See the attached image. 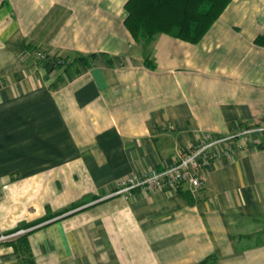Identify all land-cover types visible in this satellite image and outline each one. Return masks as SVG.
<instances>
[{"label": "crops", "instance_id": "crops-1", "mask_svg": "<svg viewBox=\"0 0 264 264\" xmlns=\"http://www.w3.org/2000/svg\"><path fill=\"white\" fill-rule=\"evenodd\" d=\"M125 3L0 0V235L22 232L0 264L23 236L34 264H264L263 141L211 161L194 197L106 198L202 132L264 126V0H230L196 45L155 37L151 66Z\"/></svg>", "mask_w": 264, "mask_h": 264}, {"label": "trees", "instance_id": "trees-1", "mask_svg": "<svg viewBox=\"0 0 264 264\" xmlns=\"http://www.w3.org/2000/svg\"><path fill=\"white\" fill-rule=\"evenodd\" d=\"M230 0H126L124 28L145 49L158 35L198 44L224 12ZM255 43L264 45V36ZM144 49V50H145ZM144 64L150 66L145 56ZM21 264H34L26 238L16 240ZM212 257L202 264H208Z\"/></svg>", "mask_w": 264, "mask_h": 264}, {"label": "built area", "instance_id": "built-area-1", "mask_svg": "<svg viewBox=\"0 0 264 264\" xmlns=\"http://www.w3.org/2000/svg\"><path fill=\"white\" fill-rule=\"evenodd\" d=\"M35 57L38 60L44 59L40 52H35ZM262 136L264 126L245 127L224 136L202 134L192 146L180 151L170 164L120 180L106 198L121 196L128 200L135 191L141 194L173 191L184 184L188 185L189 194L194 197L201 187L202 173L211 161L228 158L233 152L245 149L255 140L261 141ZM20 234V231L1 234L0 244Z\"/></svg>", "mask_w": 264, "mask_h": 264}, {"label": "rangeland", "instance_id": "rangeland-1", "mask_svg": "<svg viewBox=\"0 0 264 264\" xmlns=\"http://www.w3.org/2000/svg\"><path fill=\"white\" fill-rule=\"evenodd\" d=\"M158 36H160V35H158ZM157 37V36H156ZM154 40H156V39H154ZM153 40V41H154ZM152 43V42H151ZM151 43L146 47V50H144V52H145V55L147 54V49H151ZM137 44V43H136ZM189 44V43H188ZM137 45H139L140 47H141V49H145L141 44H137ZM192 45V44H191ZM196 45V44H195ZM35 52H39V51H34L33 53H34V55H35ZM41 53V52H40ZM149 53H150V50H149ZM42 54V53H41ZM43 55V54H42ZM44 56V59H42V60H38L37 58V60L38 61H40V62H44V61H47V62H49V63H52L53 65H61V64H64V61H60V60H55V61H51V59H49L47 56H45V55H43ZM149 57H150V54H147V60H148V62H149ZM79 63H83V64H86L85 63V61H86V59H84V58H80V59H78L77 60ZM150 65V64H149ZM151 66V65H150ZM0 86H1V83H0ZM202 134H211V133H208V132H202V133H200L199 134V137L198 138H200V136L202 135ZM211 135H213V134H211ZM261 141H263L264 142V136H262V138H261ZM195 143V142H194ZM193 143V144H194ZM193 144H191V146L193 145ZM183 151V150H182ZM204 172V171H203ZM203 174V173H202ZM134 175H136V174H134ZM202 177V176H201ZM120 181V180H119ZM119 181H117V182H119ZM116 182V183H117ZM115 183V184H116ZM200 189V188H199ZM198 189V190H199ZM178 190V189H177ZM197 190V191H198ZM117 197H121V196H117ZM123 198V197H122ZM209 259V258H208ZM207 260V259H206Z\"/></svg>", "mask_w": 264, "mask_h": 264}]
</instances>
